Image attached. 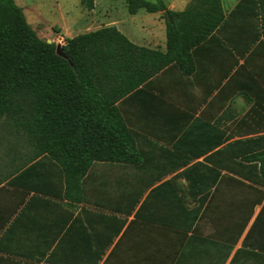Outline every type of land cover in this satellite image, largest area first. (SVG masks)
Returning <instances> with one entry per match:
<instances>
[{
	"label": "crops",
	"instance_id": "1",
	"mask_svg": "<svg viewBox=\"0 0 264 264\" xmlns=\"http://www.w3.org/2000/svg\"><path fill=\"white\" fill-rule=\"evenodd\" d=\"M163 1L179 13L197 2ZM221 8L222 22L191 48L189 73L169 65L117 103L137 162H93L70 197L62 166L46 155L0 182V264H231L249 226L240 237L224 218V202L240 193L229 176L239 178L234 156L256 153L237 142L264 143V0H221ZM140 10L101 27L166 51L167 10H145L147 35L131 24Z\"/></svg>",
	"mask_w": 264,
	"mask_h": 264
},
{
	"label": "trees",
	"instance_id": "2",
	"mask_svg": "<svg viewBox=\"0 0 264 264\" xmlns=\"http://www.w3.org/2000/svg\"><path fill=\"white\" fill-rule=\"evenodd\" d=\"M196 1L193 8L179 13L167 10L163 0H127L131 14L142 8L167 10L166 51L136 45L116 26H104L67 37L62 45L64 58L56 52L57 43L38 35L15 0H0V120H13L24 144V149L16 147L12 153V172L46 155L62 166L70 197L76 187L82 190L93 162H137L133 131L117 103L169 65L186 73L192 70L191 48L224 18L221 0ZM198 3L203 10L196 11ZM82 4L92 10L95 0H82ZM214 10L219 14L216 21L204 24ZM194 14L196 23L187 19L185 26V19L179 21ZM200 16L203 24H198ZM194 29H199L195 35ZM256 142H237L241 147L248 143L245 148H255L256 153L234 156L240 157L239 169L231 173L239 178L229 176L242 198L240 237L251 223L233 264L247 256L255 264H264V143ZM213 205V200L208 203L205 216Z\"/></svg>",
	"mask_w": 264,
	"mask_h": 264
},
{
	"label": "rangeland",
	"instance_id": "3",
	"mask_svg": "<svg viewBox=\"0 0 264 264\" xmlns=\"http://www.w3.org/2000/svg\"><path fill=\"white\" fill-rule=\"evenodd\" d=\"M15 2L23 9L27 21L40 37L51 39L52 42L61 45L65 44L67 37L93 31L100 28L104 23H109V17L118 21H125V15L131 18L127 0H95V7L92 10L84 6L82 0H15ZM140 12L139 17L135 21H131V24L141 31L140 34L147 35V22L153 18L148 17L145 9H141ZM142 14L146 16L142 17ZM131 24L128 26L125 24L123 27V30L129 35L133 32L130 28ZM137 29L134 30L139 35ZM137 43L142 44V42ZM160 44L166 45V30L164 32V42L162 40ZM16 130L13 120L8 118L0 120V182L7 178L15 164L13 154L16 147L24 149L22 138H20L22 134L20 132V134H17ZM234 198L236 197L234 196ZM241 201L242 198L239 193L238 202H224V218H229V222L233 223L234 229H239L243 223L239 217L241 216ZM256 209L257 207L254 214L258 210ZM231 218H233V221H231Z\"/></svg>",
	"mask_w": 264,
	"mask_h": 264
},
{
	"label": "water",
	"instance_id": "4",
	"mask_svg": "<svg viewBox=\"0 0 264 264\" xmlns=\"http://www.w3.org/2000/svg\"><path fill=\"white\" fill-rule=\"evenodd\" d=\"M170 20H171V18H170ZM43 40L47 41L48 43H51L52 42L51 39H48V38H45V37H43ZM56 46H57V48H56L57 54L59 56H61V57L67 58L65 52L62 49V45L61 44H57Z\"/></svg>",
	"mask_w": 264,
	"mask_h": 264
}]
</instances>
